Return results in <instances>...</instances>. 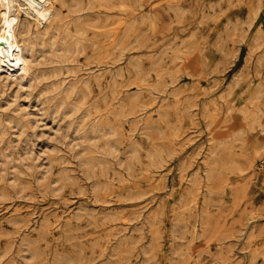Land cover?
Wrapping results in <instances>:
<instances>
[{"label":"rangeland","instance_id":"rangeland-1","mask_svg":"<svg viewBox=\"0 0 264 264\" xmlns=\"http://www.w3.org/2000/svg\"><path fill=\"white\" fill-rule=\"evenodd\" d=\"M107 3L0 71V264H264V0Z\"/></svg>","mask_w":264,"mask_h":264},{"label":"bare ground","instance_id":"bare-ground-1","mask_svg":"<svg viewBox=\"0 0 264 264\" xmlns=\"http://www.w3.org/2000/svg\"><path fill=\"white\" fill-rule=\"evenodd\" d=\"M54 0H0V71L2 70V72H5V77L6 79L11 78L14 79L13 77L17 78V85L21 86L22 81L25 80L28 75H29V70L31 68L32 63L34 62V52L35 51V47H36V38H32V34L38 36L39 32L41 31L40 29L42 27H44L46 25V23L51 19L53 14V9H54V4H53ZM84 1V0H83ZM95 2V0H94ZM103 2V1H102ZM105 2V1H104ZM109 3V0H108ZM107 3V4H108ZM116 3V2H115ZM118 3V2H117ZM77 4V3H75ZM87 4V3H86ZM96 4V3H95ZM78 5V4H77ZM90 5H93L90 4ZM97 5H99L97 3ZM96 5V6H97ZM102 6L104 4H101ZM109 5V4H108ZM122 5V3H121ZM84 7V4H83ZM82 7V8H83ZM87 7V6H86ZM93 7V6H92ZM104 7V6H103ZM106 7V5H105ZM90 8V6H89ZM84 9V8H83ZM78 10V9H77ZM84 11V10H83ZM124 10H122L123 12ZM23 13L24 15H27L29 17H31L32 19V23H33V31L32 32H28L27 35L25 34V29L23 27V25L18 22V15L20 13ZM21 15V14H20ZM20 17V16H19ZM54 17V16H53ZM23 19V18H22ZM21 19V20H22ZM30 19V18H29ZM86 20V19H85ZM30 21V20H29ZM53 21V20H52ZM84 21V20H83ZM82 21V22H83ZM31 22V21H30ZM50 22V21H49ZM91 22V21H90ZM52 23V22H51ZM89 23V22H86ZM85 23L82 24L85 27L87 26ZM93 24V23H92ZM75 25V24H74ZM27 26V25H26ZM25 26V27H26ZM47 26V25H46ZM96 26V25H94ZM99 26V25H97ZM77 26H75L76 28ZM47 28V27H46ZM99 28V27H97ZM96 28V29H97ZM70 29V28H69ZM101 29V28H100ZM75 30V29H73ZM78 30V29H77ZM88 30V32L90 33L89 29H86V31ZM93 31V30H92ZM96 31V30H95ZM78 32V31H76ZM99 32V31H98ZM79 33V32H78ZM95 33V32H94ZM93 33V34H94ZM83 34V32H82ZM81 34V35H82ZM88 34V33H86ZM92 34V33H91ZM92 34V35H93ZM32 35V36H31ZM60 35V34H58ZM62 35V34H61ZM89 35V34H88ZM87 35V36H88ZM96 35V34H95ZM63 37V36H62ZM91 37V36H90ZM95 37V36H94ZM41 38V37H40ZM56 38V37H55ZM83 38V37H82ZM96 38V37H95ZM94 39V38H93ZM98 39V38H97ZM57 40V38H56ZM99 40V39H98ZM47 41V40H46ZM69 41V40H68ZM70 42V41H69ZM68 42V43H69ZM87 42V41H86ZM44 43L46 44V42L44 41ZM79 43V42H78ZM99 44V42H97ZM44 44V45H45ZM55 44V43H54ZM41 45V44H40ZM40 45L38 47H40ZM61 45V44H60ZM81 45V44H80ZM48 46V45H47ZM87 46V45H86ZM45 47V46H44ZM88 47V46H87ZM49 48V47H48ZM84 48V47H82ZM69 49V47H67V50ZM72 49V48H70ZM73 50V49H72ZM84 50H87L86 48ZM48 51V50H47ZM63 51V50H62ZM79 51V49H78ZM88 51V50H87ZM74 52V51H73ZM49 53V52H47ZM51 54V53H50ZM73 54V53H72ZM79 54V53H78ZM36 55V54H35ZM53 55V54H52ZM87 55V54H86ZM63 56V55H62ZM79 56V55H78ZM101 56V55H100ZM99 56V58H101ZM73 57V56H72ZM89 57V56H88ZM90 58V57H89ZM97 58V57H96ZM70 59V58H69ZM62 63V62H61ZM79 63V62H78ZM64 64V63H63ZM62 64V65H63ZM55 65V64H54ZM57 68V67H56ZM66 72V71H64ZM150 72V71H149ZM145 73V72H144ZM4 74V73H3ZM35 74V73H34ZM149 74V73H148ZM143 75H147L146 73ZM142 75V76H143ZM3 77V76H2ZM102 77V76H101ZM37 78V77H35ZM46 78V77H45ZM54 78V77H53ZM92 78V77H91ZM95 78V76H94ZM39 79V78H38ZM99 79V77H98ZM96 80V79H95ZM40 81V80H39ZM103 81V79H102ZM14 82V81H12ZM37 82V81H36ZM41 82V81H40ZM53 82V81H52ZM86 82V81H85ZM45 83V82H44ZM99 83V82H98ZM38 84V83H37ZM46 84V83H45ZM79 84V83H78ZM91 84V83H90ZM60 84H58L59 86ZM62 85V84H61ZM71 85V84H70ZM76 85V84H75ZM96 85V83H95ZM50 86V85H49ZM83 86V85H82ZM23 87V86H22ZM84 87V86H83ZM82 87V88H83ZM92 88V86H90ZM98 87V86H97ZM20 88V87H19ZM61 89V87H59ZM66 88V86H65ZM101 88V87H100ZM147 88V87H145ZM52 89V88H51ZM63 89V88H62ZM84 89H86L84 87ZM96 89V88H95ZM149 89H151L149 87ZM55 90V87H54ZM153 90H155L153 88ZM80 91V90H79ZM78 91V92H79ZM92 91V90H90ZM101 91V90H100ZM156 91V90H155ZM54 92V91H53ZM154 92V91H153ZM61 93V92H59ZM65 93V92H64ZM70 93V91H69ZM68 93V94H69ZM81 93V91H80ZM86 93V92H85ZM63 94V92H62ZM73 94V93H72ZM74 95V94H73ZM60 96V95H59ZM88 96V95H87ZM151 96V95H150ZM156 96V95H155ZM64 97V96H63ZM72 97V96H71ZM81 97V96H80ZM99 97V96H98ZM65 98V97H64ZM67 99V98H66ZM69 99V98H68ZM90 99V98H89ZM88 99V100H89ZM99 99V98H98ZM149 99H151V97H149ZM148 99V100H149ZM153 99V98H152ZM72 100V98H71ZM76 100V99H75ZM65 101V100H64ZM71 102V101H70ZM83 102V101H82ZM88 102V101H87ZM152 102H155L154 100ZM60 103V102H59ZM64 103V102H63ZM73 103V102H72ZM61 104V103H60ZM74 104V103H73ZM60 106V105H59ZM74 106V105H73ZM87 106V105H86ZM85 106V107H86ZM65 107V106H64ZM84 107V106H83ZM214 107V106H213ZM63 108V107H62ZM75 108V107H74ZM78 109V108H77ZM100 109V107H99ZM71 110V109H70ZM82 111V110H81ZM92 112V111H90ZM101 112V111H99ZM73 113V112H72ZM78 113V112H77ZM153 113V112H152ZM68 114V113H67ZM82 114V113H81ZM80 115V114H79ZM92 115V114H91ZM78 116V115H77ZM78 118V117H77ZM84 119V118H83ZM82 119V120H83ZM81 120V119H80ZM101 121V120H100ZM99 121V122H100ZM21 122V121H20ZM88 122V121H87ZM23 125V124H22ZM95 125V124H94ZM92 126V125H91ZM104 126V124H103ZM27 127V126H26ZM86 127V126H85ZM29 128V127H27ZM95 128V127H94ZM105 128V127H104ZM96 129V128H95ZM84 130V129H83ZM89 131V130H87ZM101 131V130H100ZM107 134V133H106ZM111 134V133H110ZM130 134V133H129ZM135 134V133H134ZM198 134V133H197ZM201 134V133H200ZM109 135V134H108ZM116 135V134H114ZM142 135V134H141ZM90 136V135H89ZM120 136V135H119ZM123 136V135H122ZM121 136V138H122ZM130 136V135H129ZM88 137V136H87ZM179 137V136H178ZM119 138V137H118ZM117 138V139H118ZM197 138V137H195ZM194 138V139H195ZM210 139V138H208ZM133 140V139H132ZM213 140V139H211ZM106 141V140H105ZM115 141V140H114ZM118 141V140H117ZM197 141V140H196ZM103 142V141H102ZM174 142V141H172ZM176 142V141H175ZM174 142V145H176ZM116 143V142H115ZM121 145V142H118ZM178 143V142H177ZM184 143V142H183ZM101 144V143H100ZM110 144V143H109ZM114 144V142H113ZM112 144V145H113ZM185 144V143H184ZM181 142V145H184ZM94 145V144H93ZM108 146V143L106 144ZM179 145V144H178ZM180 145V146H181ZM119 146V145H118ZM179 146V147H180ZM191 146V145H190ZM201 146V145H200ZM116 147V146H115ZM196 147V146H195ZM118 148V147H117ZM183 148V147H182ZM186 148V147H185ZM184 148V149H185ZM202 148V147H201ZM198 149V147L196 148ZM197 151V150H196ZM109 152V151H108ZM104 153L106 154V152L104 151ZM110 153V152H109ZM112 154V153H111ZM198 154V152H197ZM200 154V152H199ZM109 155V154H108ZM196 155V154H195ZM209 155V154H208ZM198 156V155H197ZM206 156V155H205ZM189 157V156H188ZM199 157V156H198ZM197 157V158H198ZM191 158V157H190ZM196 158V159H197ZM56 162V160H54ZM193 163V162H192ZM32 164V163H31ZM51 164V163H50ZM100 164V163H99ZM198 165V164H197ZM54 166V165H53ZM56 167V166H55ZM198 169V168H197ZM52 173V172H51ZM184 174V173H183ZM190 175V174H189ZM180 177V176H179ZM161 178V177H160ZM194 178V177H192ZM196 178V177H195ZM198 179V178H196ZM154 180V179H153ZM181 180V179H180ZM186 180V179H185ZM199 180V179H198ZM188 181V180H187ZM122 182V181H121ZM193 182V180H192ZM195 182V181H194ZM179 183V182H178ZM180 184V183H179ZM196 184V183H195ZM198 184V183H197ZM188 185V184H187ZM186 186V185H185ZM193 186V185H192ZM166 187V186H165ZM174 187V186H173ZM195 187H197V185H195ZM198 189V188H197ZM201 189V188H200ZM193 190V189H192ZM194 191V190H193ZM201 191V190H200ZM187 192V191H186ZM200 193V192H199ZM198 202V201H197ZM63 208V207H62ZM144 208V207H143ZM197 208V207H196ZM56 209V208H55ZM15 210V209H14ZM54 210V209H53ZM145 210V209H144ZM1 211V210H0ZM4 212V211H3ZM19 212V211H18ZM66 212V210H65ZM137 212V211H136ZM21 213V212H20ZM24 213V212H23ZM134 213V212H133ZM7 214V212H6ZM18 214V213H16ZM136 214V213H135ZM134 214V215H135ZM70 215V214H68ZM6 216V215H5ZM17 216V215H15ZM14 216V217H15ZM64 216V215H63ZM70 217V216H69ZM54 218V217H53ZM68 218V217H67ZM72 218V217H70ZM59 219V217H58ZM62 219V218H60ZM48 220V219H47ZM72 220V219H70ZM58 221V220H57ZM54 222V221H53ZM56 222V221H55ZM69 222V221H68ZM129 222V221H128ZM127 222V224L129 225V223ZM115 223V222H114ZM118 223V222H117ZM45 224H46V220H45ZM58 224V223H56ZM55 224V225H56ZM107 224V223H106ZM113 224V223H112ZM48 225V223H47ZM110 225V224H109ZM116 225V224H115ZM119 225V224H118ZM54 226V225H53ZM57 226V225H56ZM127 226V225H126ZM55 227V226H54ZM112 227V226H111ZM120 227V226H119ZM122 227V226H121ZM105 228V227H104ZM125 228V227H124ZM127 228V227H126ZM48 229V227H47ZM52 229V228H51ZM55 229H53L54 231ZM124 230V229H123ZM55 232V231H54ZM57 232V230H56ZM125 232V231H124ZM127 232V231H126ZM123 233V232H122ZM49 234V233H48ZM125 237V235H124ZM110 245V244H109ZM107 246V245H106Z\"/></svg>","mask_w":264,"mask_h":264}]
</instances>
